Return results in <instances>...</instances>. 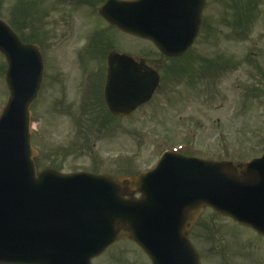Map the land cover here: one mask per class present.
<instances>
[{"label":"water","instance_id":"1","mask_svg":"<svg viewBox=\"0 0 264 264\" xmlns=\"http://www.w3.org/2000/svg\"><path fill=\"white\" fill-rule=\"evenodd\" d=\"M183 2L110 1L100 12L121 30L151 39L164 53L179 56L199 31L203 7L202 0H192L186 11ZM191 21L195 27L187 37L181 28ZM167 34L176 35L173 42ZM179 38L187 40L184 45L175 44ZM0 51L8 61L11 92L0 118V264H90L120 239L136 242L153 264H199L186 234L206 205L264 235V157L243 166L241 177L232 163L190 161L172 154H166L155 171L118 182L52 170L38 175L30 106L41 86L42 61L35 48L22 45L1 21ZM124 61L131 62L113 53L112 72L128 73ZM155 87L156 82L145 85L134 97H150ZM134 91L113 93L115 114L135 109L121 99ZM135 191L143 194L142 199H123Z\"/></svg>","mask_w":264,"mask_h":264},{"label":"rangeland","instance_id":"2","mask_svg":"<svg viewBox=\"0 0 264 264\" xmlns=\"http://www.w3.org/2000/svg\"><path fill=\"white\" fill-rule=\"evenodd\" d=\"M20 1L0 0V18L11 23L27 41L33 39V26L29 20L32 15L33 28L45 31L51 24L69 23L76 33L80 28L78 25L90 24L91 19L86 15L95 14L105 0H73L78 6L73 1L66 4V0L64 3H58L59 0H22L24 9L18 7ZM30 1L31 6L28 4ZM249 4L254 7L255 0ZM257 4L259 7L254 10L257 16L252 20V15L243 22L246 29H251L246 38L233 41L227 38L230 35H227V28L225 30L227 25L232 27L233 20L232 3L228 1L227 9H223V18L219 19L217 12L213 14V39L207 42L202 38L188 58L211 53L215 64L212 72L215 74L210 76L214 80L227 73L220 72L218 66L221 63L245 57L246 64L240 65L241 69L239 67L215 79L209 91L205 90L209 88L205 83L203 85L191 79V84L189 78L179 86L174 75H170L177 71L174 70L175 61L164 59L156 49L147 48L146 43L143 45L141 41L113 29V46L133 56L144 54L166 78L149 105L124 122L112 125L103 122V128L79 126L69 119L63 106L76 103L70 104L67 95L63 103L62 96L59 98L61 108L56 107L58 93L54 82L61 84L63 79L68 85L73 83L75 89L83 88V84L75 79L78 72L73 69L78 51L76 40L69 38L67 42L58 44L60 39L56 38L46 45L41 43L46 56L50 57L51 66L48 63L46 70V76H50L48 85L46 82L32 110L33 143L40 151L37 159L39 171L52 167L61 173L89 171L118 178L152 168L164 151H177L216 161L229 160L237 164L260 157L264 152V0L257 1ZM46 11L49 15L44 19ZM224 20L227 25L223 27ZM40 22L42 26L37 27ZM96 25L101 27L97 30V39L104 42L106 38H112L109 34L111 30L100 18H96ZM35 42L38 43L37 38ZM101 51L99 45L92 51L82 52L80 58L86 60L89 55H94L97 59ZM53 54L61 56L58 64L53 62ZM71 68L73 71L69 70ZM6 70V61L0 56V107L2 103L6 104L9 97ZM205 72L207 68L204 66L193 67L190 75L197 79L205 76ZM94 73L96 80L100 81L104 73L103 65H98ZM71 75L73 81H70ZM54 76L56 79L52 78ZM196 87L198 91L201 88L204 90L199 94ZM86 94L82 93L81 97L73 95L83 99ZM88 99L90 97L85 100ZM75 111L76 108L73 109L72 119L75 118ZM202 218L190 233L201 253L202 264H264V237L235 225L230 218L216 215L211 209L206 210ZM93 264L151 262L134 243L119 241Z\"/></svg>","mask_w":264,"mask_h":264},{"label":"flooded vegetation","instance_id":"3","mask_svg":"<svg viewBox=\"0 0 264 264\" xmlns=\"http://www.w3.org/2000/svg\"><path fill=\"white\" fill-rule=\"evenodd\" d=\"M209 8H210V0H207L205 13L208 12ZM64 85L66 87V91H68L70 89L71 84L68 85L67 82L64 81ZM86 86L89 87L91 92H92V94L89 95L90 102H99L100 99L98 97V94L100 93L101 89L103 91V89L105 87V73H103V77L100 81H94L92 83H87ZM93 107H94L95 111H97V112H101V111L105 110V108H106L104 105L101 107H99V106H93Z\"/></svg>","mask_w":264,"mask_h":264}]
</instances>
